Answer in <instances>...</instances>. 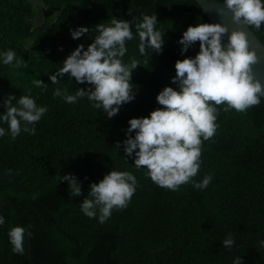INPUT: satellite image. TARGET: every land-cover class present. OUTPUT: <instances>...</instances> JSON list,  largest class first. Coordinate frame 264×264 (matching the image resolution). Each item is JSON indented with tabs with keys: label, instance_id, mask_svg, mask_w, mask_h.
<instances>
[{
	"label": "trees",
	"instance_id": "trees-1",
	"mask_svg": "<svg viewBox=\"0 0 264 264\" xmlns=\"http://www.w3.org/2000/svg\"><path fill=\"white\" fill-rule=\"evenodd\" d=\"M40 1L43 21L31 27L30 0H0V50L12 49L21 60L19 67L0 65V101L30 93L48 107L35 123V134L21 130L15 139L10 133L0 137L5 215L0 264H233L238 256L242 264H264V99L245 111L217 106L218 127L203 141L193 178L212 175L203 190L192 183L175 191L160 187L146 166L136 168L124 152L129 119L163 107L156 96L166 85L178 88L172 80L176 60L199 51V41L186 52L178 42L189 25L209 22L199 5L194 0ZM145 13L156 15L164 43L161 51L142 55L138 38L127 42L124 61L140 63L131 73L134 99L109 118L86 97L67 103L53 96L57 87L70 94L88 87L67 73L58 84L49 76L79 44L92 42L96 24ZM81 25L89 26V34L73 39L71 31ZM250 29L264 44V25ZM132 30L135 35L134 25ZM28 39L31 49L24 45ZM37 78L46 87H36ZM0 126L7 130V124ZM111 169L132 172L138 184L128 206L101 222L86 216L80 203L90 184ZM65 173L81 182L80 196H70L67 181H59ZM14 225L28 229L23 254L13 252L8 239ZM229 234L235 241L231 249L222 244Z\"/></svg>",
	"mask_w": 264,
	"mask_h": 264
},
{
	"label": "clouds",
	"instance_id": "clouds-1",
	"mask_svg": "<svg viewBox=\"0 0 264 264\" xmlns=\"http://www.w3.org/2000/svg\"><path fill=\"white\" fill-rule=\"evenodd\" d=\"M225 10L235 26L230 28L222 22L189 25L178 41L181 51L186 52L197 41L199 51L176 60L172 80L178 88L164 86L156 96L163 107L128 121L124 152L133 158L136 168L146 166L143 168L154 183L172 191L187 183L203 190L212 181L210 173L199 181L193 178L201 165L203 141L216 133L217 106L226 104L225 110L245 111L264 97V84L255 77L252 68L259 59L257 49L251 47L249 39L250 27L259 29L264 25V0H223L220 14L224 15ZM157 24L156 15L146 13L133 20L113 16L108 23L96 24L92 42L87 47L79 44L62 62V67L49 76L53 84H58L67 73L78 83L87 82L88 87H80L74 94L66 87H57L53 96L62 97L67 103L86 97L107 117L117 114L123 103L134 99L131 73L140 64L135 58L124 61L127 42L138 38L142 55L161 51L164 39ZM89 32V26L81 25L71 35L77 39ZM20 62L14 50H0V65L19 67ZM33 84L46 87L39 78ZM0 107L5 109L0 112V124L8 126L7 130L0 126V137L10 133L13 139L21 130L35 134V123L48 111L47 105L37 104L30 93L18 98L9 94L0 101ZM59 181H67L70 196L81 195V182L74 174L65 173ZM137 184L132 172L111 169L98 182L90 184L80 203L81 211L104 222L114 209L128 206ZM4 224L5 215L0 211V226ZM26 233L28 229L23 225L9 228L7 235L13 252L24 253ZM234 243L231 234L222 241L229 249ZM260 243L264 244V240ZM233 264H242L241 257H235Z\"/></svg>",
	"mask_w": 264,
	"mask_h": 264
},
{
	"label": "water",
	"instance_id": "water-1",
	"mask_svg": "<svg viewBox=\"0 0 264 264\" xmlns=\"http://www.w3.org/2000/svg\"><path fill=\"white\" fill-rule=\"evenodd\" d=\"M203 13L206 15L209 22H222L229 25V27H234L231 20L230 13L225 10L224 15H221L219 9L223 5V0H194ZM249 39L251 41V47L257 49V55L259 57L258 61L253 64V72L255 77L259 79L262 84H264V44L259 40V38L254 34V32L249 28ZM264 99V97H262Z\"/></svg>",
	"mask_w": 264,
	"mask_h": 264
},
{
	"label": "rangeland",
	"instance_id": "rangeland-1",
	"mask_svg": "<svg viewBox=\"0 0 264 264\" xmlns=\"http://www.w3.org/2000/svg\"><path fill=\"white\" fill-rule=\"evenodd\" d=\"M30 3L34 9V16L31 18H27L28 24L31 27L38 26L42 23L43 21V12H44V5L41 3L40 0H30ZM55 14H53L50 17V21L52 22L54 20ZM24 45L28 48L31 49V40H25Z\"/></svg>",
	"mask_w": 264,
	"mask_h": 264
}]
</instances>
